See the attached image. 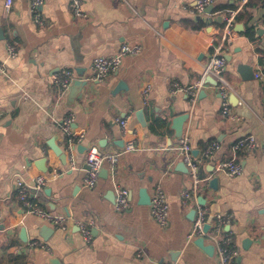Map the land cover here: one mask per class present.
Segmentation results:
<instances>
[{
  "label": "crops",
  "instance_id": "0c3cea01",
  "mask_svg": "<svg viewBox=\"0 0 264 264\" xmlns=\"http://www.w3.org/2000/svg\"><path fill=\"white\" fill-rule=\"evenodd\" d=\"M196 1L81 0L85 16L77 18L68 0H43L38 8L42 23H37L31 0H12L10 7L0 0V264H217L215 251L209 255L195 244L198 237H189L188 214L199 196L207 208V228L215 225L217 214L230 217L218 232L229 234L238 248L229 264H264V0H248L228 31L224 18L240 6L237 1L214 0L207 6L210 13L192 14ZM197 22L202 26L193 29ZM123 43L138 44L141 50L124 56L103 80L91 79L93 59L115 54ZM8 45L16 49L13 57ZM215 50L226 58L229 115L221 113L222 99L209 81L195 101L187 91L172 92L176 84L195 85ZM241 63L252 67V78L239 69ZM67 70L73 79L61 92L51 76ZM257 72L262 76L256 77ZM76 79L87 84L73 95ZM147 85L144 98L141 91ZM184 113L182 136H188L195 157L211 142L219 144L200 161L201 188L187 204L181 193L191 182L188 171L179 170L176 147L182 136L175 137L172 127V119ZM69 114L72 128L84 132L72 157L59 125ZM125 117L137 148L119 156L115 185L128 189L130 204L118 211L109 163L88 187L85 158L90 147L122 150L126 137L118 119ZM248 135L255 146L238 153L242 173L216 172L230 157L232 144ZM49 143L62 148L66 161ZM53 170L59 175L52 176ZM39 175L49 179L34 192ZM213 177L218 179L215 189L209 184ZM19 182L35 195L30 198L37 207L66 214V228L27 213ZM156 185L169 203L165 226L153 219L149 205L138 203L139 190L146 188L151 196ZM75 219L92 222L89 242ZM203 238L214 246L211 238ZM33 241H43L45 247L32 246Z\"/></svg>",
  "mask_w": 264,
  "mask_h": 264
},
{
  "label": "built area",
  "instance_id": "2783aa9c",
  "mask_svg": "<svg viewBox=\"0 0 264 264\" xmlns=\"http://www.w3.org/2000/svg\"><path fill=\"white\" fill-rule=\"evenodd\" d=\"M127 2V0H124ZM214 0H197L195 4L191 7L190 12L192 14L202 13L205 8L210 5ZM237 1L239 3V7L228 10L227 15L224 18L225 28L228 31L229 28L232 27L234 19L237 17L238 12L242 6L247 4L248 0H232ZM12 0H5V6L10 7ZM43 3V0H31L30 2V12L35 18L37 23H42V19L40 18L38 8ZM69 8L72 14L77 18H82L85 16V13L82 8L81 0H68ZM8 55L13 57L16 54V49L12 45L7 46ZM141 50V46L138 44H128L123 43L118 51L110 56H99L93 59L90 70H91V79L94 80H103L106 78L112 71L117 70L122 64V59L126 55H134L139 53ZM1 68V64H0ZM226 69V58L223 54H221L218 50L212 52L209 57L208 63L205 65L202 70L200 79L195 83V85L191 87H181L176 84L172 92L176 90L187 91L190 94L191 101H195L197 91L200 87L206 84V77H210L215 80L216 88L219 92L220 98L222 99V110L221 113L224 115H229L230 106L228 101L229 94V82L224 76V71ZM256 77H261V72H257ZM52 82L56 83L59 86V90L64 92L68 89L72 79L73 73L69 70L65 71L62 74L54 73L51 76ZM142 94L144 98H147L149 93V86L147 85L142 89ZM127 120L128 117L119 118L118 122L121 127V133L124 137H126V141L124 147L119 152H101L96 147H90L86 153L85 162L87 164L86 175L84 177V182L88 187H93L98 179L100 178V171L105 162L109 163L110 166V175L114 184V194L115 201L114 207L118 211H123L130 204V194L128 189L125 187L115 185V175L117 163L119 160V156L122 152L136 150L137 145L135 139L129 137V131L127 128ZM73 116L69 114L62 118L59 122V125L64 133V141H65V151L72 157V153L74 151L76 143H78L83 137L84 132L79 131L76 132L72 128ZM255 146V139L252 135H248L246 137L240 138L236 140L231 146V155L228 159L220 162L216 167V172H223L230 176L239 175L242 173L243 167L238 160V153L243 148H253ZM219 147L217 141L211 142L204 151L202 152L200 157H195L191 151V146L189 143V138L187 135H183L177 144V150L179 153V157L182 162L187 167L188 174L190 177V186L184 188L181 193V201L183 204L189 203L192 199L198 195V192L201 188L202 179L199 176V163L202 160H205L209 156H211L214 151ZM73 163V161H72ZM73 166V164H72ZM74 167V166H73ZM59 175L58 171L53 170L52 176ZM48 177L44 175H39L32 188L34 192H39L43 189L46 182L48 181ZM20 185V198L26 207L27 213H33L38 217L44 219L54 227H59L62 229L66 228V224L68 221V216L63 213H55L48 209L37 207L30 198V193L26 185L19 182ZM31 197H35L33 194ZM150 213L153 219L161 226H165L169 220V203L164 193V190L161 186L156 185L150 196ZM206 213L207 208L200 203H197L195 207V214L192 219V227L189 234L190 238L204 237L207 236L212 239L214 243V251L217 258V264H229V262L238 255V248L229 234H225L223 236H219L218 232L223 224L228 223L230 217L223 216L221 214L216 215L217 222L212 228L204 229L206 222ZM75 224L78 226L80 232L82 233L86 242L91 240V221H82L75 219ZM32 246H39L41 248L45 247V243L43 241H33L31 242ZM165 264H176L175 262H168Z\"/></svg>",
  "mask_w": 264,
  "mask_h": 264
},
{
  "label": "water",
  "instance_id": "95a60500",
  "mask_svg": "<svg viewBox=\"0 0 264 264\" xmlns=\"http://www.w3.org/2000/svg\"><path fill=\"white\" fill-rule=\"evenodd\" d=\"M205 11L210 13V11L207 10V7L205 8ZM196 18L197 19H202V17H200V16H197ZM238 67H239V69L240 68L244 69V72H248V73H246L247 74L246 78H250V77L252 78L253 77L254 73H253L252 67L247 66L246 64H243V63L238 65ZM206 81H209L213 85L216 84L215 80L210 78V77H207ZM86 84H87V80H83V79L74 80L73 84H72L73 88L71 89V91L73 92V95L76 92V89L78 87L82 88ZM120 85H122V83H120ZM118 88H119V86H118ZM201 93H202V91H201ZM137 115L140 118V120L142 121V118H143L142 117V110L138 111ZM187 117H188V115L186 113H184V114H181V115H177L176 117H174L172 119V123H173L172 127L175 130V137L180 138L182 136V134H183V125H184V122L186 121ZM49 145L53 149V151L56 153V155L60 156L61 159L66 161V155L63 152L62 148L54 145V143L53 144L49 143ZM194 153H197V151L195 150ZM178 167H179V170H181V171H185V172L188 171L186 165L184 164V162H180L178 164ZM217 182H218L217 177L211 178L210 181H209L210 187L215 189L217 187ZM112 194H113V196H115L114 191H112ZM202 200H203V197L199 196V198L197 199V202L200 203V204H203ZM138 203L141 204V205H149L150 204V195H149V193H148L146 188H141L139 190V201H138ZM194 214H195V209H192L189 212V214H188V218L192 220L193 217H194ZM204 229L207 230V225H205ZM20 234H21L23 240L26 241V238H24V236H25V229L24 228L21 229ZM245 241L246 242H250L249 239H246ZM194 242H195L196 245H198L201 249H203L209 255H212L214 253V246L212 244L211 245H206L204 243V238L203 237H198L197 239L194 240Z\"/></svg>",
  "mask_w": 264,
  "mask_h": 264
},
{
  "label": "trees",
  "instance_id": "16d2710c",
  "mask_svg": "<svg viewBox=\"0 0 264 264\" xmlns=\"http://www.w3.org/2000/svg\"><path fill=\"white\" fill-rule=\"evenodd\" d=\"M230 8H233V6L231 5ZM243 15L245 16V12L242 13V14H240V15L238 16V18L241 17V16H243ZM192 23H194L193 20H192ZM186 24L188 25V23H186ZM197 24H198V25H194V26H192V28H193V29H199V28L202 26L200 22H197ZM245 32H246L247 36H249V37H252V36H253V33H252V31H251V28H247ZM34 200H35V199H33L32 201H34Z\"/></svg>",
  "mask_w": 264,
  "mask_h": 264
}]
</instances>
